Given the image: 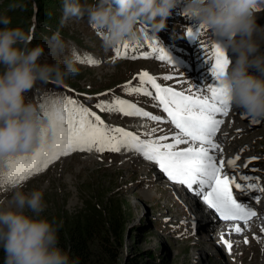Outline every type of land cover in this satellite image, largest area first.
I'll return each mask as SVG.
<instances>
[{"label": "rangeland", "instance_id": "374dc122", "mask_svg": "<svg viewBox=\"0 0 264 264\" xmlns=\"http://www.w3.org/2000/svg\"><path fill=\"white\" fill-rule=\"evenodd\" d=\"M4 2L0 0V15L10 18V26H19L28 32L33 24L27 17V6L18 3V7L12 12L10 5L13 3L5 6ZM81 3H95V0H81ZM182 4L179 3L171 11L164 28L155 34V39L143 42L145 51L127 44L129 54L137 56L145 52L152 53L149 46L151 43L163 46L171 63L157 59L158 53H152L147 59L120 58L116 52L124 51L125 44L105 52L101 47L100 37L88 25L86 17L80 20L70 19L64 25L61 23L57 26L49 25V28H54L55 31L45 33L34 41L32 39L30 46L45 45L46 39L59 30L67 44L76 43L83 49H88L91 57H96L97 54L98 62L96 65H89V68L79 65L80 73L70 78L64 85L38 82L33 90L26 94L27 99L40 105L45 115L54 100L70 99L68 97L70 95L78 104L100 116L101 120L110 127L122 128L138 135L141 139L173 135L178 130L167 122V114L158 106L154 96L129 93L123 86L130 82L132 87H140L138 76L146 71L157 77V83L162 87H172L176 91H184L185 94H189L188 89L191 88L193 92L202 90V95H208L207 86L214 82L211 80V77H214L213 61L207 58L206 51L201 45L206 44L210 49L209 39L220 44L222 35L218 36L220 34L208 31L209 35H212L207 37L201 34L203 32L201 29L196 49L189 50V44L185 41L188 30L194 34L193 43L197 40L196 28L189 24L198 23L194 18L185 15L184 4L180 8ZM22 9L24 10L21 11ZM257 15L260 17L259 25L264 26V10L259 11ZM182 21L188 25L182 26ZM137 46L140 47V44ZM177 47L186 50L180 54V58L175 56ZM45 51L47 53L46 48ZM261 51H264V47ZM192 52L191 62L198 65L199 76L196 75L197 66L185 62L192 56ZM226 53L229 54L230 51L226 49ZM44 59L51 61L47 56ZM250 73L259 75L255 69H250ZM168 75L173 77L171 81L163 79ZM64 86L72 91L66 90ZM144 86L155 94V89L150 85ZM69 92L82 93V95L76 98L73 94H66ZM116 98L129 101L152 115L160 116L163 122L157 123L140 116H126L118 111H102L96 107L98 103L111 104ZM47 118L49 121L48 116ZM222 120L226 123L225 119ZM242 123L245 124L243 125L245 129L237 132V135L243 139L236 143L229 139L228 134H220L226 129L222 124L217 138L225 152L224 154L216 152L215 155L223 160L237 155L241 157L237 162L239 166H236V170L241 166L244 167L246 161H251L248 167H244L243 170L248 169L244 174L234 170L229 172L227 166L224 171H227L229 176L235 175L237 181L241 175L248 176L251 178L248 183H256L264 188V121L258 120L251 128H248L249 123L242 121L236 125L241 126ZM153 129L155 132H152ZM188 146L180 145L178 148L184 149ZM7 170L8 168L0 171V174ZM175 185L178 183L170 180L155 162L145 159L134 151L129 152L126 148L118 152H75L61 157L43 171L33 173L15 185L0 179V202H7L10 199L14 186H21L24 192L42 189L46 203L42 216L49 221H55L59 226V246L63 245V230L70 227L76 219H91L95 229L91 242L95 264H134L135 262L138 264H264V231H262L264 216L259 214L261 222L254 221L240 234L249 235L245 237L248 242H244L245 238L237 242L234 246L236 255L228 252L225 244L221 246L223 251L225 250L224 255L220 254L211 240H208V243L211 242L213 246L203 242L200 224L193 217L196 208H189L175 192ZM255 193L258 194L259 191ZM131 196H136L138 200L134 203L130 202ZM259 198L264 201V195ZM256 200L257 198L253 197L250 204L258 209ZM204 225L211 226L213 223L208 221ZM216 230L217 227H214L212 232ZM251 231H255L254 234ZM203 248L208 251L204 258L199 255ZM4 256L5 252L0 248V264H3Z\"/></svg>", "mask_w": 264, "mask_h": 264}, {"label": "clouds", "instance_id": "9594fccd", "mask_svg": "<svg viewBox=\"0 0 264 264\" xmlns=\"http://www.w3.org/2000/svg\"><path fill=\"white\" fill-rule=\"evenodd\" d=\"M181 2L185 15L203 29L202 35L208 37L211 30L226 38L224 44L209 41L231 53L219 78L229 105L242 109L241 114L249 119L264 121V26L257 24L264 0H62L60 23L86 17L107 52L155 39ZM10 25V18L0 15V171L9 167L10 157L36 149L48 124L40 105L26 94L38 82L64 85L80 73L82 64L78 48L67 44L59 30L45 45L30 46L31 32ZM45 209L42 189L24 192L14 186L10 199L0 202L3 264H78L59 247V226L42 216Z\"/></svg>", "mask_w": 264, "mask_h": 264}, {"label": "snow or ice", "instance_id": "6c2138e0", "mask_svg": "<svg viewBox=\"0 0 264 264\" xmlns=\"http://www.w3.org/2000/svg\"><path fill=\"white\" fill-rule=\"evenodd\" d=\"M188 35L194 37L191 30H188ZM149 46L152 53H158L157 59L171 63L170 57L162 48L157 47L155 43ZM201 46L205 49L207 58L213 61L212 74L219 82L218 85L207 86L210 95H202V90L193 92L191 88L188 89L189 94H185L184 91H176L172 87H162L157 83V77L146 71L138 76L140 87H132L130 82L123 86L129 93L154 96L158 106L167 114V122L178 130L173 135L141 139L132 132L106 125L100 116L78 104L76 100L56 99L45 112L49 121L41 131V143L32 153L10 157V170L0 174V179L15 185L33 173L43 171L61 157L75 152H118L126 148L155 162L173 182L185 185L189 190L195 186L196 195L202 196L205 204L213 209L220 219L235 222L230 231L242 233L253 218L259 217L251 205L238 202L234 189L243 193L249 190L264 191V188L256 183H248L251 179L248 176H240L241 182H237L235 175L229 176L224 171L226 166L236 168L237 161L240 160L238 155L227 161L215 155L216 152L223 151L218 143L217 133L224 121L217 117L228 115L230 107L226 91L219 79L227 67L228 57L215 44L211 45L210 49L206 44ZM128 48L129 45L125 44V50H117L116 55L128 59H147L152 55L147 52L141 56L130 55ZM87 63L95 64L96 61L89 58ZM163 79L171 81L173 77L168 75ZM146 84L155 89V94L144 86ZM96 107L102 111H118L126 116H140L157 123L163 122L160 116L152 115L119 98L111 104L98 103ZM152 132H155V129ZM180 145L189 146L179 149ZM249 163L251 161H246L244 167H248ZM221 240L230 251L231 242L224 240L223 236ZM244 242H248L247 238Z\"/></svg>", "mask_w": 264, "mask_h": 264}, {"label": "bare ground", "instance_id": "6f19581e", "mask_svg": "<svg viewBox=\"0 0 264 264\" xmlns=\"http://www.w3.org/2000/svg\"><path fill=\"white\" fill-rule=\"evenodd\" d=\"M259 18L260 17H258V15H257V24L259 25ZM224 39H225V37H221V40H220V44H222V43H224L225 41H224ZM264 47V45H262L261 46V49ZM227 54V53H226ZM228 56H231V53H229V54H227ZM203 59V58H202ZM211 80H213L214 82L211 84V85H218V81L214 78V77H211ZM207 94H209L210 95V93H208L207 92ZM231 109V112H232V115H231V113L230 114H228V115H226V116H224V115H219L217 118H219V119H228L229 117V121H231V118H232V116L234 117V120H235V122H236V119H237V116H241L242 114H241V112H242V109H236V108H230ZM231 115V116H230ZM230 122L228 123L227 121H226V123H224L223 124V127H224V129L225 130H223V131H221V133L220 134H222V133H225V134H228L229 135V139L233 142V143H236V142H241V140L243 139V138H241V137H239L238 135H237V132H239L240 130H242L243 129V127L242 126H237V125H231L230 127ZM227 127H229L228 129H227ZM220 128H222V125H221V127ZM236 145V144H235ZM240 146H241V144H240ZM128 150V149H127ZM129 152H130V150H129ZM224 152H225V150L223 149V151H222V153L224 154ZM216 154V153H215ZM216 156H218V155H216ZM225 157V155H223V158ZM241 158V157H240ZM229 159H232V158H225V161H227V160H229ZM238 162V161H237ZM229 170V172L230 171H233V169L232 168H229L228 169ZM240 171V168L239 169H237L236 170V172H239ZM225 172H227V171H225ZM244 172V171H243ZM228 173V172H227ZM229 174V173H228ZM179 184V183H178ZM172 187V186H171ZM175 187V192H177L178 194H179V197L183 200V201H185L186 203H187V205L189 206V208H191V209H194V208H196V212L197 213H195L194 214V220L196 221H198V223L200 224L199 226V229L201 230V233L203 234V242H205V243H207V244H209V246H211L212 244L215 246V248H216V250H217V252L218 253H220V254H223L224 255V251H223V249H222V245H224V243L222 242V240H221V236H223V238H224V240H228L229 242H231V244H232V247H231V250L229 251V250H227L228 252H233V255H236V252H235V250H234V246H236L237 245V242L241 239H244L246 236H249V235H247L246 233L242 236V235H240L241 233H235V232H232V231H230V229H231V226H232V224H234L235 222H233V221H224V220H222V219H220L219 218V216H218V214H216L215 213V211L213 210V209H211V208H209L208 206V208H209V213H207V214H202V213H199L198 211H203L204 209L202 208V204L203 203H205L204 201H203V197L202 196H197L196 195V189H195V186H194V188L192 189V190H189L185 185H175L174 186ZM255 192V191H254ZM262 192V191H261ZM259 193H260V191H259ZM259 193L257 194L259 197H260V195H259ZM263 193H264V191H263ZM177 194V195H178ZM234 195H236V196H238V202H243V203H245V204H248V205H250L249 203H247V202H245V201H243V200H241V196H242V193H240L239 192V190H235L234 189ZM132 198L130 199V202H132V203H134L135 201H137L138 199H137V197L136 196H131ZM257 198V202H256V204H257V206L259 207V209L261 210L260 211V213H259V211H257V214L259 213L260 214V216H264V210L262 209V208H264V201H262V200H260V198ZM185 203V204H186ZM206 205V204H205ZM253 207V206H252ZM254 208V207H253ZM260 216H258L259 218H253L250 222H249V224H252L254 221H257L258 223H260L261 221H260ZM191 220V219H190ZM259 220V221H258ZM196 221V222H197ZM208 221H211L212 223H213V225H211V226H205L204 224L205 223H207ZM242 223V222H241ZM258 223H256V224H258ZM255 226V225H254ZM214 227H217V230L214 232H212V230H213V228ZM257 230V229H256ZM251 232H253V231H251ZM255 232V231H254ZM254 232L252 233V234H254ZM250 234V233H249ZM213 235V236H212ZM255 236V235H254ZM252 237V236H251ZM250 237V238H251ZM258 237V236H257ZM208 240H211V242H212V244H211V242H209L208 243ZM264 241V240H263ZM214 242V243H213ZM260 242V241H259ZM262 243V242H261ZM212 245V246H213ZM216 252V251H215ZM206 254H208V251L206 250V249H201L200 250V256L201 257H205L206 256ZM227 257V256H226ZM234 257V256H233ZM198 263V262H197Z\"/></svg>", "mask_w": 264, "mask_h": 264}, {"label": "trees", "instance_id": "16d2710c", "mask_svg": "<svg viewBox=\"0 0 264 264\" xmlns=\"http://www.w3.org/2000/svg\"><path fill=\"white\" fill-rule=\"evenodd\" d=\"M4 5L8 3L27 6V17L32 24L37 25L34 35L40 32L45 24L57 26L60 23L59 9L62 8V0H4ZM23 1V3H22ZM12 12L15 8H11ZM22 9L21 11H23ZM30 31V29H28ZM119 210H121L119 206ZM91 219H76L73 224L63 230V245L59 246L69 253L72 261H78V264H95L91 250L94 231ZM134 264H138L135 262Z\"/></svg>", "mask_w": 264, "mask_h": 264}]
</instances>
